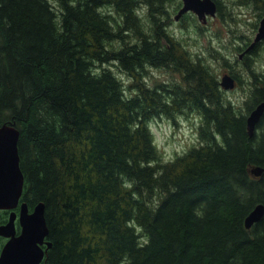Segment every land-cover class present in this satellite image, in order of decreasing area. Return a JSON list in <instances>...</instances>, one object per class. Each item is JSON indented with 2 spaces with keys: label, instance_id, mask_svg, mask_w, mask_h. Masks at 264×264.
Instances as JSON below:
<instances>
[{
  "label": "trees",
  "instance_id": "trees-1",
  "mask_svg": "<svg viewBox=\"0 0 264 264\" xmlns=\"http://www.w3.org/2000/svg\"><path fill=\"white\" fill-rule=\"evenodd\" d=\"M238 2L263 16L264 0ZM181 6L0 0V127L20 132L23 200L45 204L52 246L40 264H264V216L245 225L264 205V115L253 136L247 127L264 101V73L249 61L264 40L245 55L237 104L171 29ZM149 67L180 79L147 84ZM181 113L198 116L197 141L166 161L151 123ZM9 216L0 210V225Z\"/></svg>",
  "mask_w": 264,
  "mask_h": 264
},
{
  "label": "rangeland",
  "instance_id": "rangeland-1",
  "mask_svg": "<svg viewBox=\"0 0 264 264\" xmlns=\"http://www.w3.org/2000/svg\"><path fill=\"white\" fill-rule=\"evenodd\" d=\"M221 1L226 11L230 12V16L221 18L217 14L215 17H209L208 22L203 24L197 15L189 13L191 16L184 23L186 27H182L183 25L174 19L171 29L190 51L203 56L204 61L216 73L219 82L224 75H232L231 72L243 80V84L236 81L237 85L233 89H224L228 99L242 104L248 95L250 78L249 69L247 70L244 65L246 60L240 59V54L246 47L245 41H248V44L253 42L263 16L259 17V11L251 4L242 6L239 0ZM249 61L253 70L264 73V44L258 54L252 55ZM113 69L124 77L126 84H130V80L122 71L120 73L117 68ZM146 76V83L153 85L159 82L173 85V82L180 79L172 70L151 67L148 68ZM198 119L197 115L181 113L173 118L163 117L152 121L154 140L166 161L184 153L197 141Z\"/></svg>",
  "mask_w": 264,
  "mask_h": 264
},
{
  "label": "water",
  "instance_id": "water-1",
  "mask_svg": "<svg viewBox=\"0 0 264 264\" xmlns=\"http://www.w3.org/2000/svg\"><path fill=\"white\" fill-rule=\"evenodd\" d=\"M181 1L183 5L175 15L176 20H180L188 12H193L200 21L207 23L208 16L217 15L218 6L214 0ZM262 40H264V16L246 52L252 50ZM220 85L225 90L233 89L236 80L226 74L222 77ZM263 115L264 101L259 103L247 117L250 136L254 135ZM19 136V130L13 125L5 124L0 127V210L11 211L8 222L0 225V236L7 239L0 253V264H40L48 250L44 246L49 248L52 244L47 240L49 227L45 216V204L40 202L30 209L27 201L23 200L25 177L20 164ZM251 173L260 176L263 168L253 167ZM263 216L264 205L258 204L246 217V227L250 229ZM17 220L20 225L19 233Z\"/></svg>",
  "mask_w": 264,
  "mask_h": 264
},
{
  "label": "flooded vegetation",
  "instance_id": "flooded-vegetation-1",
  "mask_svg": "<svg viewBox=\"0 0 264 264\" xmlns=\"http://www.w3.org/2000/svg\"><path fill=\"white\" fill-rule=\"evenodd\" d=\"M251 43H249L246 47H245V49L242 51L243 53H241L240 54V59H244L245 58V55L247 54V52H246V49H247V47L250 45ZM249 52V51H248ZM243 54V55H242Z\"/></svg>",
  "mask_w": 264,
  "mask_h": 264
}]
</instances>
